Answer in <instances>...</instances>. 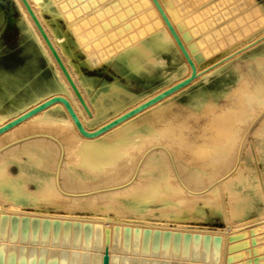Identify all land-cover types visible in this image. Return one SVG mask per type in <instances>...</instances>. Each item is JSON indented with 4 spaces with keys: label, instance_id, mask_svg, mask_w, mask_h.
<instances>
[{
    "label": "rangeland",
    "instance_id": "rangeland-1",
    "mask_svg": "<svg viewBox=\"0 0 264 264\" xmlns=\"http://www.w3.org/2000/svg\"><path fill=\"white\" fill-rule=\"evenodd\" d=\"M27 1L40 18L78 90L85 94L88 109L98 99L102 100L104 109L94 123L83 120L87 112L73 94L43 38L34 33L33 21L21 0H0V51H3L0 52V96L4 103L22 99L43 106L41 100L44 99L48 112L71 120L65 122L64 131L75 128L82 129L87 135L91 131V134L98 132V135H103L118 127L133 130L135 136L132 134L131 139L138 143V147L135 145L132 150L134 144H130L120 148L118 153L114 151L104 163L105 169L99 168L103 171L113 169L111 174L116 171L111 175L112 179L109 177L113 183L123 180L122 173L117 172L124 171L125 174L126 169L132 167L128 165L130 162L134 164L135 158L132 160L130 155L138 154L146 140L148 143L151 140L150 144H154L156 139L167 144L163 147L165 149L157 145L151 147L149 152L154 156L145 162L142 177H139L141 180L138 178L142 184L136 181L139 187L144 181V184L147 181L151 185L154 181L158 185L156 187L152 183L154 189L151 185V191L155 192V197L143 207L134 206L125 197H119L116 204L113 202L109 207L98 204L90 208L81 200L73 201L65 195L77 208L67 200L69 207L63 203L66 198L62 196V201L61 196L43 192L36 185L42 177L50 183V162H44L45 159L38 155L33 158L22 155V176L33 192L25 203L11 205L6 201L3 204L4 208L14 211L11 214L3 212V218L7 223L14 219V223L17 222L15 231L22 237L11 243L30 250L38 248L37 257L51 252L57 256L60 255L58 252L73 255L74 249L78 251L79 247L70 242L80 238L84 240L82 226L97 223L96 219H105L109 224L114 223L113 242L125 249L114 251L115 264L122 258L126 264H209V260H212L210 264H220L223 235L230 236L225 246L228 249L226 264H264V101L257 103L264 99V0ZM114 87L119 90L117 94L108 95V90ZM253 99L257 100L254 101L256 104H252ZM111 103L112 108L109 107ZM105 125H109V129ZM6 127L0 125V133ZM82 130L76 131V135L81 136ZM138 137L146 143L137 141ZM54 140L63 151L59 140ZM73 141L71 144L75 145ZM7 147L3 146L1 151ZM128 147H131L130 153L127 152ZM18 149L19 146L16 147ZM156 151L161 155L164 153L167 160L169 155L175 164H179L176 165L177 170L182 169L185 175L178 171L183 180L179 183L185 189L188 187L187 190L201 189L219 175H222L219 178L226 177L225 180L222 178V184L218 182L219 186L208 192L212 205L202 204L205 202L200 199L192 200L191 193H187L189 201L185 200L177 195L181 189L175 194L170 189L166 191L161 175L164 170H172L166 168L169 165L164 163L166 159L163 161L165 155L161 156ZM128 155L129 162L125 168ZM235 155L236 161H233ZM0 157V162L11 173L20 172L17 160ZM227 162L231 167L226 170ZM80 163L74 162L72 170H64L67 172H63V176L78 175L75 179L82 178L81 182L88 178L84 182L90 180V188H93V175L98 174V178L103 177L102 174L106 176L107 171L101 173L98 168L88 170ZM114 168L119 169L114 171ZM109 174L110 171L107 176ZM55 176L56 187L58 185L57 189L61 187L58 190L62 191L57 173ZM96 177L94 180L98 179ZM175 180V183L171 182L173 180L170 183L176 185L178 181ZM81 182L76 185L77 188L79 186L77 190L86 189L87 185ZM101 198L98 199L100 202L104 197ZM134 233L138 236L133 238ZM177 233L188 236V246L197 238L204 245L192 252L183 247L184 250L169 249L170 245H175L171 241ZM65 237L69 243L65 242ZM166 239L168 242L165 243ZM56 240L62 244H54ZM131 241L138 246L139 253H131ZM166 251L169 254H165ZM181 252L189 254L188 257L179 259ZM92 253H96V248L91 250ZM57 258L54 259L56 262L62 259ZM48 259L45 260L47 264ZM136 259L140 261L136 263Z\"/></svg>",
    "mask_w": 264,
    "mask_h": 264
},
{
    "label": "bare ground",
    "instance_id": "bare-ground-1",
    "mask_svg": "<svg viewBox=\"0 0 264 264\" xmlns=\"http://www.w3.org/2000/svg\"><path fill=\"white\" fill-rule=\"evenodd\" d=\"M76 4V3H75ZM31 6V5H30ZM59 7V6H58ZM36 14V13H35ZM74 15V14H73ZM75 16V15H74ZM41 23V20L39 17H37ZM31 19V18H30ZM32 22V21H31ZM42 25V23H41ZM32 26H33V29H34V33L40 38L41 35L39 33V31L37 30V28L35 27L34 23H32ZM44 27V25H42ZM46 31V30H45ZM1 47V46H0ZM1 53H3V51H0ZM155 59V58H153ZM152 60V59H151ZM157 61V60H156ZM154 61L153 64H156ZM150 62V61H149ZM152 62V61H151ZM111 85V84H110ZM109 85V86H110ZM113 87V86H111ZM119 87V86H118ZM121 88V87H120ZM117 89V90H116ZM114 87L113 88H110L108 90V95H112V94H117V92L119 91L118 88ZM124 89V88H123ZM263 90V89H262ZM127 91V90H126ZM73 94L75 95L74 91L72 90ZM79 92L81 93L84 101H85V94L83 92H81L79 90ZM128 92V91H127ZM253 92V91H252ZM103 93V92H102ZM249 93V91H248ZM247 93V94H248ZM254 93V92H253ZM252 93V94H253ZM135 94V93H134ZM245 95V94H244ZM76 96V95H75ZM253 96H256V95H253ZM252 96V97H253ZM263 96V95H262ZM246 97V96H245ZM244 97V98H245ZM248 97V95H247ZM251 97V96H250ZM260 98V97H259ZM76 99L79 101V99L77 98L76 96ZM98 99V97H97ZM132 98H130L131 100ZM246 99H248L249 101V98H245V101ZM258 99V98H257ZM157 100V99H156ZM254 101L257 102V100H254L253 99V103L252 104H256V102L254 103ZM264 101V99H261L259 100L257 103L260 104ZM80 102V101H79ZM250 102V101H249ZM41 103L44 104L43 106H39L38 104H35V103H28L26 101H23L22 99H13L12 101H10L8 104H5L2 97L0 96V125H4V126H7L5 131L3 133H0V151L2 150V147L3 146H8L7 148H5L3 151L0 152V156H7L10 157L11 160H14V161H18V167H19V171L18 173L14 174V173H11L8 169H6V165L2 162H0V264H47V262L45 260L48 259V264H101V258H102V255H103V251H104V248L107 247L108 248V252H109V264H115L114 263V251L118 250V249H121L122 251H124V247L121 248V245L115 244V242H113V236H115V232L113 233L112 231V223L109 224L108 221H106L105 219H96L98 222L97 223H93V224H87V225H84L82 226V230L84 231L85 233V237H84V240H78L76 239V241H72L70 242L71 245L74 244V246H77L79 247V250L77 251L76 248L74 249V246L73 249L77 252H72L74 253L73 255L71 254H67V253H59L60 255L57 256V254L55 255V253L51 252L50 254H42V256H39L37 257V254L38 253V248H35L34 250H30V249H26V248H20L19 246H15L14 244H12L11 242L13 241H18V239L22 238L21 236H19V232L15 231L17 230V222L14 223V219H10V223H7L8 221H6L5 217L3 218V215L2 213L3 212H10V214L13 211V209L9 208V209H6L4 208L3 204L6 202V201H9L11 202V205L13 204H18L19 203H25L28 198H30L33 190L32 189H29L28 186H27V181L26 179L22 176L23 175V172H22V167H23V164L20 163V160H22V155L25 157V158H30L32 156L36 157V155L40 156L42 158L45 159L44 162H52V165L49 164V166H52L51 167V173H52V179L50 181V183H48L43 177L40 179L39 182H37V187L40 188V190H42L43 192H46V193H50L51 195L52 194H56L57 196H61V200L62 198L66 195H68V197H71L73 198L74 200L73 201H79L81 200L82 202H84L86 204L87 207H90L92 208L93 206L95 205H98V204H101L103 205V207L105 206H110L113 202L116 204L115 200H117L119 197H125L132 205H136V206H140V207H143V205H145L144 203L146 202H149L151 201L154 197H155V192H152L151 190L154 189V186L152 185V182L151 185L153 186V189L151 187V185L147 184L149 182L146 181V183L144 184L143 182V185H140L142 184L138 178L141 176V173H142V170L143 166H145V162L148 160V158L151 159V157L154 156V153L151 155L150 154V150H151V147L153 146H161V148L165 147L167 143H164V142H161V140L159 141V138H158V141L157 142V139L154 141V144H150V141L148 143V140H146V144L141 140V138H137L139 142H143L145 145H141V149H139V153L135 154L133 157L131 154L130 156L128 155L127 156V161L125 160L126 163H124L125 165V168H127V163L129 162L128 161V157L132 158V160H134L133 158H135L134 160V164L133 162H130L131 164L128 165L129 166H132L130 169V172L128 174V176H126L125 174H127L128 170L126 169V173L124 174L122 171H118L117 173L121 172L122 175H123V180L121 181H115L117 183H113V181H111L112 179V174H115V169H119V168H114V173L111 174V170L113 171V169H109L108 171H110V174L107 176V172L103 171L105 168L103 167L104 166V163L108 161V158H110L113 154L114 151H117L118 153V150L120 148H123V147H126L127 145H132L134 144V146L131 147H128V150L129 148H131L132 150L134 149L133 147H135V145H137L136 147H138V143L134 140L131 139V135L134 134L135 136V132H133V130H128L129 128L127 127H124V128H120L118 127V129H115L113 130L112 132H107L106 130H104V132H107V133H103V130H101L102 132H100L101 134L103 133V135H98L96 132V134H91L90 135H87L86 132H84L82 129H79L80 132L81 130L85 133L81 134L80 135H76V131H79V130H76L75 128H67L65 129L64 131V125H65V122H70L71 120L64 117V116H60V115H57V114H53V113H50L47 111L46 107H47V102L46 100H41ZM251 103V102H250ZM250 104V106L252 105ZM122 105V104H121ZM120 105V106H121ZM125 105V104H124ZM133 105V104H132ZM111 106L112 108V103L111 105H109V107ZM119 106V107H120ZM123 106V105H122ZM113 107H115V105H113ZM117 107V105H116ZM118 107V108H119ZM124 108V107H122ZM103 102L101 99H98L90 108H89V113H86V116L84 117V121H90L89 123H94L95 119H97V115L101 112H103ZM125 109V108H124ZM128 109V108H127ZM117 110V109H116ZM119 110V109H118ZM126 110V109H125ZM141 110V108H140ZM138 110V112L140 111ZM107 111V110H106ZM120 112V111H118ZM127 112V110L125 111ZM251 112V111H250ZM121 114L123 113V111L120 112ZM254 113V112H253ZM120 114V115H121ZM126 114V113H124ZM127 114H130V113H127ZM159 114V113H158ZM112 115V114H110ZM116 115V114H115ZM114 115V116H115ZM118 115V114H117ZM103 116V115H102ZM113 116V117H114ZM119 116V115H118ZM126 116V115H125ZM155 116V115H154ZM153 116V117H154ZM116 117V116H115ZM151 116V118H153ZM100 118V117H99ZM144 118V117H143ZM142 118V119H143ZM105 119V118H103ZM112 119V118H111ZM146 119V118H145ZM149 120H152L150 118H148ZM154 119L156 120V118L154 117ZM153 119V120H154ZM161 119V118H160ZM110 120V118H109ZM108 120V121H109ZM129 120V119H128ZM164 120V119H163ZM161 121V120H160ZM123 122V121H122ZM122 122L120 124H122ZM147 124H149L148 120L145 121ZM112 123V121L110 122ZM153 123V122H152ZM157 123V121H156ZM86 124V123H85ZM106 124V123H105ZM117 124V123H116ZM120 124H117V125H120ZM220 124V123H219ZM233 124V123H232ZM88 125V124H86ZM110 125V124H109ZM108 125V126H109ZM152 125V124H151ZM94 126V125H93ZM93 126H88L89 128L93 127ZM99 126V125H98ZM98 126H97V129H98ZM107 126V125H105ZM107 126V127H108ZM112 126V125H111ZM114 126V125H113ZM126 126V125H125ZM103 128V126H100ZM99 127V128H100ZM106 127V128H107ZM158 127V125H157ZM156 127V129H157ZM236 127V126H235ZM115 128V127H113ZM117 128V127H116ZM155 128V127H154ZM96 129V127H94V130ZM109 129V127H108ZM112 129V128H111ZM157 131L156 133H159V130H156ZM237 131V130H236ZM141 132V131H140ZM164 133V132H163ZM233 133V131H232ZM78 134V133H77ZM141 134H143L141 132ZM150 134V133H149ZM162 134V132H161ZM165 134V133H164ZM138 135V134H137ZM78 138H76V137ZM242 136V135H240ZM78 141H76V139ZM143 137H147V136H143ZM157 137V135H156ZM165 137V136H164ZM56 140L58 139L59 140V143L60 145H62V150L61 151V146H59L56 142H55V139ZM74 138V139H73ZM150 138V137H149ZM243 138V137H242ZM72 139V140H71ZM151 139V138H150ZM155 139V137H154ZM161 139V138H160ZM231 139V138H230ZM240 139V138H239ZM57 140V141H58ZM74 140V141H73ZM163 140V139H162ZM218 140V139H217ZM234 140V139H233ZM71 141V142H70ZM73 142H75L76 144H71ZM164 141V140H163ZM169 141V140H168ZM69 143V144H68ZM137 143V144H135ZM236 143H239L238 141H236ZM9 144V145H7ZM242 144V143H241ZM239 145V144H238ZM20 147V149L16 150V147ZM60 147V148H59ZM140 147V146H139ZM168 147V145H167ZM204 147V146H203ZM240 147V146H238ZM236 148V147H235ZM131 149L129 151H127L128 153L131 152ZM138 150V148H135V150ZM154 149V148H153ZM158 150V148H156ZM155 149V150H156ZM165 149V148H163ZM162 149V150H163ZM242 149V148H240ZM125 150V149H124ZM134 150V151H135ZM161 150V149H160ZM159 150V151H160ZM161 150V151H162ZM236 150H239V148H237ZM236 150H234L236 152ZM121 151V150H120ZM150 151V152H149ZM158 151V152H159ZM201 151V150H200ZM233 151V150H232ZM137 152V151H136ZM155 152V151H154ZM157 152V151H156ZM157 152V154H158ZM165 152V151H163ZM198 152V151H197ZM239 152V151H238ZM61 153H62V156H61ZM133 153V151H132ZM135 153V152H134ZM161 152H159V155ZM167 153V152H166ZM237 153V152H236ZM76 154L78 155L77 157L80 158V160H78L77 157H74L73 155ZM116 154V153H114ZM170 154V152H169ZM235 154V153H234ZM238 154V153H237ZM75 155V156H76ZM162 155H165L164 153ZM161 155V156H162ZM168 155V154H167ZM172 155V154H171ZM71 156H73V159H70L72 158ZM117 156V155H116ZM234 156V155H233ZM62 157V159H61ZM115 157V156H113ZM112 157V158H113ZM120 157V155H119ZM123 157V156H121ZM167 156L165 155V158H163V161H166ZM236 157L237 155H235V160L233 159V161H236ZM240 157V155H239ZM238 157V158H239ZM33 158V157H32ZM77 160L75 161L74 160ZM125 158V156H124ZM1 159V157H0ZM3 159V158H2ZM36 159V158H35ZM39 159V158H38ZM161 159V158H160ZM166 159V160H165ZM168 159L167 162H164V163H168V167H166L167 169L169 170H172L171 172H168L166 170H164L162 172V175H161V178H162V181L164 182L163 186L165 187V190L167 191V189L171 190L172 191V194L176 193L179 189H181V191L179 192L181 195L182 193H191V199L192 200H201L205 203H202V204H206L207 206L208 205H212L213 201L212 200H209V194L208 192L214 190V188H216L218 182H220L222 180V178L224 177H220L219 176H222V175H219L217 178H215V180H213L212 183H210L209 185L199 189L198 190L194 188L193 189H188V187L183 188V185H181L179 183L181 179V175H179V170L178 169V165L177 163L175 164V161L174 159H171L169 158V155H168ZM210 159V158H209ZM5 160V159H4ZM30 159H28L29 161ZM33 160V159H32ZM74 160V161H73ZM122 160V159H121ZM26 162V160H24ZM27 161V162H28ZM77 161H80L81 163H83L85 165V167L88 169V170H92L93 168H104V169H100L99 171L102 172H105L106 176L104 174H102L101 176L103 177H96V175L98 174H95L93 175V178L96 179H92L93 182L91 181V187L93 188H90V184L88 185V183H90L88 181L87 182H84V181H87L88 178L86 179H83L84 183L87 185V187L89 186V188H87L86 186V189L85 188H82V189H79V186L77 188L76 185H78V182L82 181L80 179H75L74 177V174L73 176H66L64 177L63 176V172H65L64 170H72L73 168V164L74 162L75 163H80V162H77ZM115 161V160H114ZM118 161V160H117ZM159 161V160H158ZM162 161V160H161ZM232 161V162H233ZM6 162V161H5ZM124 162V161H123ZM240 162V161H238ZM237 164H241V163H238ZM39 163V162H38ZM43 162L41 161V164ZM80 163V164H81ZM115 163H117L115 161ZM228 163V162H227ZM39 164V165H41ZM119 164V163H118ZM230 164H232L230 162ZM235 164V162H234ZM233 164V166H234ZM45 165V164H44ZM107 165V164H106ZM105 165V166H106ZM111 165V164H110ZM113 165V163H112ZM111 165V166H112ZM116 166V164H114ZM121 165V164H120ZM120 165L118 167H120ZM123 165V163H122ZM123 165V166H124ZM165 165V164H164ZM177 165V166H176ZM229 165V163H228ZM227 165V166H228ZM46 166V165H45ZM48 166V167H49ZM81 166V165H80ZM109 166V165H108ZM110 166V167H111ZM114 166V167H115ZM147 166V165H146ZM149 166V165H148ZM152 166H155L152 165ZM182 166V165H181ZM180 166V167H181ZM238 166V165H237ZM90 169H89V168ZM158 167V165H157ZM160 167V165H159ZM231 167V165H229L226 170ZM41 168V167H40ZM85 168V169H86ZM113 168V166H112ZM122 168V166H121ZM148 168V167H147ZM152 168V167H151ZM156 168V167H155ZM184 168V167H183ZM234 168V167H233ZM238 168V167H237ZM46 169V167L44 168V170ZM84 169V168H83ZM86 169V170H87ZM153 169V168H152ZM232 169V168H231ZM240 169V168H238ZM97 170V169H96ZM121 170V169H120ZM124 170V169H123ZM182 170V169H181ZM180 170V174L183 173L182 171ZM225 170V171H226ZM234 170V169H233ZM231 170V172L233 171ZM236 170V168H235ZM94 171V170H92ZM98 171V172H99ZM145 171V170H144ZM158 171V170H157ZM67 172V171H66ZM65 172V173H66ZM73 172V171H72ZM227 172V171H226ZM56 173H57V177L59 178L58 180H60V185L62 186L63 190L65 191L64 194H62L63 190L62 191H59L60 188L57 189L56 187ZM92 173V172H91ZM96 173V171H95ZM116 173V174H117ZM170 173L172 175H170ZM224 173V172H222ZM226 174V173H225ZM66 175V174H65ZM92 175V174H91ZM112 175V176H111ZM120 175V174H119ZM126 177H125V176ZM228 175V174H227ZM230 175V173H229ZM237 175V174H236ZM63 176V177H62ZM105 176V177H104ZM111 176V177H110ZM121 176V175H120ZM119 176V177H120ZM183 176L184 173H183ZM224 176V175H223ZM111 179H110V178ZM115 177H118V176H115ZM114 177V178H115ZM118 177V178H119ZM125 177V178H124ZM142 177V176H141ZM140 177V178H141ZM144 177V176H143ZM150 177V176H149ZM170 177H173L171 180V182L175 183V178L177 179L178 182H176L177 184L175 185H172V183H170L169 181V178ZM213 177V176H212ZM229 177V176H228ZM227 177V178H228ZM234 177V176H233ZM63 178V180H62ZM117 178V179H118ZM139 178V179H140ZM184 178V177H183ZM186 178L187 176L184 178V180L186 181ZM192 178V177H190ZM189 178V179H190ZM235 178V177H234ZM110 179V180H109ZM115 178V180H117ZM148 179V176L147 178ZM210 179V178H209ZM226 177L223 179L225 180ZM57 180V181H58ZM139 181L140 182V187L137 186V183L136 181ZM141 180V179H140ZM150 180V178H149ZM152 180H155L154 178ZM151 180V181H152ZM175 180V181H174ZM196 180V179H195ZM208 180V179H207ZM212 181V179H210ZM62 181V182H61ZM108 183H112V184H108ZM183 181V180H182ZM83 182H81L83 184ZM103 182H106L105 185H102L101 184ZM136 182V183H135ZM158 182V180H157ZM181 182V181H180ZM224 182V181H223ZM221 181L220 184L223 183ZM179 183V185H178ZM188 183V182H187ZM190 186L192 185V182L190 181ZM83 184V185H85ZM108 184V185H106ZM136 184V185H135ZM154 184V183H153ZM183 184V183H182ZM185 184V183H184ZM155 185V184H154ZM187 185V184H186ZM156 186V185H155ZM158 186V185H157ZM156 186V187H157ZM188 186V185H187ZM193 186V185H192ZM191 186V187H192ZM219 186V185H218ZM217 186V187H218ZM190 187V188H191ZM200 187V186H199ZM81 188V187H80ZM169 190V191H170ZM177 190V191H176ZM174 191V192H173ZM176 191V192H175ZM183 191V192H182ZM99 192V193H97ZM182 192V193H181ZM35 193V192H34ZM33 193V194H34ZM37 193V192H36ZM103 193V195H101ZM160 193V192H159ZM178 193V192H177ZM177 194L179 195L180 197L182 198H185V200H188L189 199V195L187 196L186 194L184 196H181L180 194ZM101 198V196L104 197V199L101 200H98L99 197L97 198L96 196L97 195ZM100 194V195H99ZM161 194V193H160ZM167 194V193H166ZM171 194V193H170ZM171 194V195H172ZM159 195V194H158ZM54 196V195H53ZM63 196V197H62ZM169 196V195H168ZM167 196V197H168ZM187 196V197H186ZM56 197V196H55ZM54 197V198H55ZM64 197V198H66ZM170 197V196H169ZM180 197H177V199L180 201L181 199H179ZM194 197V199L192 198ZM198 197V198H196ZM57 198V197H56ZM63 198V199H64ZM157 198V197H156ZM165 198V197H164ZM175 198V197H174ZM60 199V198H58ZM173 199V198H172ZM176 199V200H177ZM190 199V200H191ZM66 201H63V203H66L67 204V200H70L68 201L70 204L72 203L71 200L72 199H64ZM184 200V201H185ZM61 201V202H62ZM173 201V200H172ZM182 201V200H181ZM183 201V202H184ZM189 201V200H188ZM80 202V201H79ZM8 203V202H7ZM186 203V202H185ZM189 203V202H188ZM9 204V203H8ZM75 204V203H74ZM77 204V203H76ZM79 204V203H78ZM68 205V204H67ZM72 205V204H71ZM221 205V204H220ZM10 206V205H9ZM69 206V205H68ZM75 206V205H72V207ZM78 206V205H77ZM123 206V205H121ZM125 206V205H124ZM70 207V206H69ZM76 207V206H75ZM77 208V207H76ZM79 208V207H78ZM140 209V208H139ZM153 209V208H152ZM163 209V208H162ZM147 212V211H146ZM7 213V214H8ZM5 214V213H4ZM140 215V214H139ZM47 216H50L47 214ZM5 220V221H4ZM96 220H93V221H96ZM12 222V223H11ZM126 222V221H125ZM124 224H128L129 223H124ZM145 224V223H144ZM131 225V224H130ZM147 225V224H146ZM182 229V227H181ZM181 233H177V235L175 236V239L171 242H173V244L175 245H170L169 249H177L179 248L180 250H184L183 248H185V250H189V252L193 251V250H196L198 249L201 245L203 247L204 243L203 241L199 240L198 238L197 239H193V241L190 243L191 246H188V236L186 234H181ZM23 235V234H22ZM82 235V234H81ZM223 235V234H222ZM138 236L137 234H133V238ZM198 236V235H197ZM81 237V236H79ZM23 238H25L23 236ZM60 238V237H59ZM66 239L65 242H68L69 243V240L67 237H65ZM42 239V238H41ZM131 239V237H130ZM222 241H223V248H222V255H221V260H220V264H226L225 261L227 260V250L225 248L226 244L230 241V236L228 235H223L222 236ZM43 240H45V238H43ZM190 240V239H189ZM63 242V241H62ZM168 242V240L166 239L165 240V243ZM190 242V241H189ZM9 243V244H8ZM58 240L54 241V244H57L58 245ZM68 243H66L67 245H69ZM62 244V243H60ZM178 244V245H177ZM117 245V246H116ZM119 247V248H118ZM129 249L131 251V253H139V249H138V246L135 244V242H132L130 243L129 245ZM183 247V248H182ZM94 248H96V253H92L91 254V250H93ZM134 248V249H133ZM153 248V247H151ZM190 248V249H189ZM70 249V248H69ZM37 251V252H36ZM43 251V250H42ZM187 252V251H186ZM211 252V251H210ZM89 253V254H88ZM143 253H145V251H143ZM64 256H63V255ZM67 254V256L65 255ZM165 254H169V251H166ZM207 254V251L206 253ZM189 254H184L183 252H181L179 254V259L180 258H187ZM44 256V257H43ZM47 256V257H46ZM59 258H62L61 261L59 262H56L54 259H58L57 257ZM211 259H213V257L211 256ZM120 261L118 262V264H126L125 261H124V258L119 259ZM139 262L140 260H135V262ZM212 261V260H211ZM211 261L209 260V264L211 263ZM128 262V261H127ZM136 262V263H137ZM157 264V263H156Z\"/></svg>",
    "mask_w": 264,
    "mask_h": 264
},
{
    "label": "water",
    "instance_id": "water-1",
    "mask_svg": "<svg viewBox=\"0 0 264 264\" xmlns=\"http://www.w3.org/2000/svg\"><path fill=\"white\" fill-rule=\"evenodd\" d=\"M21 2L24 5L25 9L27 10L31 20L33 21L35 27L37 28L41 37L43 38L44 42L46 43L47 47L49 48L53 58L57 62L60 70L64 74L65 78L67 79V81H68L69 85L71 86L72 90L74 91L75 95L79 99V101L82 104V106L84 107L85 111L87 113H89V109H88L81 93L79 92L77 86L75 85V82L73 81L71 75L69 74V72H68L65 64L63 63L61 57L59 56L57 50L55 49V47L51 43L49 37L47 36V33L45 32V30H44L43 26L41 25L39 19L37 18L36 14L34 13L33 9L31 8L29 2L27 0H21ZM76 125L80 127V124L78 121H76ZM101 264H109V252H108L107 247L104 248L103 255L101 258Z\"/></svg>",
    "mask_w": 264,
    "mask_h": 264
}]
</instances>
